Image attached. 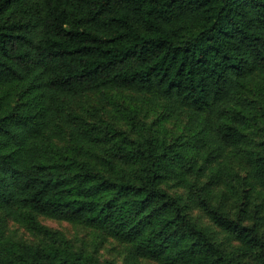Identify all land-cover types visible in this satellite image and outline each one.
<instances>
[{
    "label": "trees",
    "instance_id": "1",
    "mask_svg": "<svg viewBox=\"0 0 264 264\" xmlns=\"http://www.w3.org/2000/svg\"><path fill=\"white\" fill-rule=\"evenodd\" d=\"M0 216V264H264V0H0Z\"/></svg>",
    "mask_w": 264,
    "mask_h": 264
},
{
    "label": "rangeland",
    "instance_id": "2",
    "mask_svg": "<svg viewBox=\"0 0 264 264\" xmlns=\"http://www.w3.org/2000/svg\"><path fill=\"white\" fill-rule=\"evenodd\" d=\"M116 98H117L116 104L118 105V107H116L113 101H111V103H109L108 105L107 100H102L97 96H89L87 98H83L81 102L85 107H89L92 110L95 109L97 105H103V110L104 111L107 110V112L108 111L110 112L109 113L110 115H107L106 119L116 122V124L118 123L119 127L125 126L124 119L128 117L127 121L129 120V113L131 112L130 110L133 107H135V109L137 110V113L136 112L135 113L140 121H144L151 124L158 117L159 112H156L154 108V103H151L149 98L146 97L143 98L141 96L133 95L129 93L122 94L120 96H117ZM95 111L96 110H94V112ZM173 124L174 123L172 121H169L168 127L172 128ZM153 128H157V126L155 127L153 126ZM175 133H179V131L176 130ZM166 189H168L172 193L176 192L177 194L180 195L184 194L182 190H179L172 186L169 187V185L166 186ZM189 212L191 216L195 220H197V222L201 226L209 229L210 233L218 243L222 244L223 247L227 249H232V250L235 249L237 243L230 240L223 232L217 229L209 221V219H207L204 213L193 207H191ZM232 212H234V208H232ZM42 222L48 227L61 231L66 236V238L69 239L77 248H83L91 253L102 255L106 259L115 260L117 262L122 261L125 256L126 253L125 246H123L122 244L118 243L113 239L102 237L99 233L93 230H90L80 225L70 224L57 220H50L43 218ZM9 225H11L12 229H15L14 231H16V234H22L23 236L27 237V234L24 233L22 229L18 228V226L12 224ZM144 264H155V263L144 262Z\"/></svg>",
    "mask_w": 264,
    "mask_h": 264
}]
</instances>
